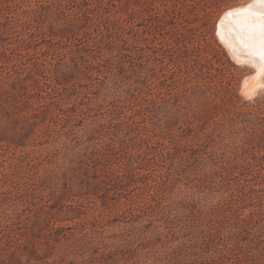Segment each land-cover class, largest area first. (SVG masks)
<instances>
[{
  "label": "rangeland",
  "instance_id": "374dc122",
  "mask_svg": "<svg viewBox=\"0 0 264 264\" xmlns=\"http://www.w3.org/2000/svg\"><path fill=\"white\" fill-rule=\"evenodd\" d=\"M252 1L0 0V264H264Z\"/></svg>",
  "mask_w": 264,
  "mask_h": 264
},
{
  "label": "bare ground",
  "instance_id": "6f19581e",
  "mask_svg": "<svg viewBox=\"0 0 264 264\" xmlns=\"http://www.w3.org/2000/svg\"><path fill=\"white\" fill-rule=\"evenodd\" d=\"M249 7H253V12L251 16L247 17L249 22V28L251 30V20L255 18L256 20V33L257 37L253 45H246L240 39L238 35V28L240 21L234 20L230 16H227V13L232 12H240L242 9H247ZM264 8V6L260 4H253V1L247 5L234 7L222 15L220 21L218 23V34L221 37V41H223L228 49H230L232 55L238 61L249 62L256 67V73L254 75V79H259L258 81H254V86L263 87L264 86V60L261 59V54L264 53V42H262L259 38V24H260V9ZM252 79V78H251ZM253 83V82H252ZM258 87V88H259ZM247 90V89H246ZM257 90V89H256ZM249 92V91H248ZM252 93V92H251Z\"/></svg>",
  "mask_w": 264,
  "mask_h": 264
},
{
  "label": "snow or ice",
  "instance_id": "6c2138e0",
  "mask_svg": "<svg viewBox=\"0 0 264 264\" xmlns=\"http://www.w3.org/2000/svg\"><path fill=\"white\" fill-rule=\"evenodd\" d=\"M253 4H260L262 6H264V0H253ZM253 12V7H249L247 9H242L240 12H232L230 11L229 13H227V16H230L232 19L234 20H239L240 23L237 26L238 28V35H239V39L246 45H253L256 37H257V33L255 31L257 25H256V20L255 18H252L251 20V30L249 28V22L247 17L251 16ZM261 12V16H260V24H259V28H260V32H259V38L262 42H264V8L260 9ZM261 59L264 60V53L261 54Z\"/></svg>",
  "mask_w": 264,
  "mask_h": 264
},
{
  "label": "trees",
  "instance_id": "16d2710c",
  "mask_svg": "<svg viewBox=\"0 0 264 264\" xmlns=\"http://www.w3.org/2000/svg\"><path fill=\"white\" fill-rule=\"evenodd\" d=\"M39 219L41 218V216L38 217Z\"/></svg>",
  "mask_w": 264,
  "mask_h": 264
}]
</instances>
